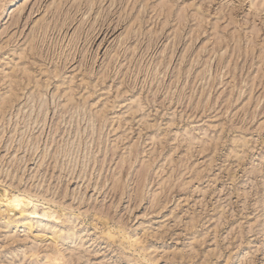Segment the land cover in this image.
I'll return each instance as SVG.
<instances>
[{
  "label": "rangeland",
  "instance_id": "rangeland-1",
  "mask_svg": "<svg viewBox=\"0 0 264 264\" xmlns=\"http://www.w3.org/2000/svg\"><path fill=\"white\" fill-rule=\"evenodd\" d=\"M8 193L0 264H264V0H0Z\"/></svg>",
  "mask_w": 264,
  "mask_h": 264
},
{
  "label": "bare ground",
  "instance_id": "bare-ground-1",
  "mask_svg": "<svg viewBox=\"0 0 264 264\" xmlns=\"http://www.w3.org/2000/svg\"><path fill=\"white\" fill-rule=\"evenodd\" d=\"M18 2L19 0H15ZM15 4V2L13 3ZM45 205L42 202H37L31 196L22 193H8L6 195H0V215L8 217L7 226L16 227L17 219H11L9 216L12 213H27V210L33 209L32 212L28 213L30 217L34 219H45L50 217L49 213L45 210L42 213H38V209H44ZM46 209V208H45ZM48 209V208H47ZM50 209V208H49ZM49 211V210H48ZM6 212V214H4ZM22 217V216H21ZM24 222V220H22ZM27 225V224H25ZM110 237V236H108Z\"/></svg>",
  "mask_w": 264,
  "mask_h": 264
}]
</instances>
